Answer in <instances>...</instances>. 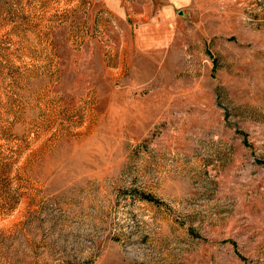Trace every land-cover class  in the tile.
Returning <instances> with one entry per match:
<instances>
[{"label": "rangeland", "instance_id": "obj_1", "mask_svg": "<svg viewBox=\"0 0 264 264\" xmlns=\"http://www.w3.org/2000/svg\"><path fill=\"white\" fill-rule=\"evenodd\" d=\"M0 264H264V0H0Z\"/></svg>", "mask_w": 264, "mask_h": 264}]
</instances>
